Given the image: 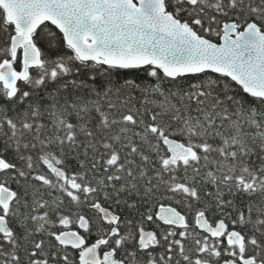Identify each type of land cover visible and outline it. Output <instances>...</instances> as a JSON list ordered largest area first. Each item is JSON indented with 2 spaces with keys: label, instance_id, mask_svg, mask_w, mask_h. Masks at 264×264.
Returning a JSON list of instances; mask_svg holds the SVG:
<instances>
[{
  "label": "snow or ice",
  "instance_id": "6c2138e0",
  "mask_svg": "<svg viewBox=\"0 0 264 264\" xmlns=\"http://www.w3.org/2000/svg\"><path fill=\"white\" fill-rule=\"evenodd\" d=\"M0 264H264V0H0Z\"/></svg>",
  "mask_w": 264,
  "mask_h": 264
},
{
  "label": "trees",
  "instance_id": "16d2710c",
  "mask_svg": "<svg viewBox=\"0 0 264 264\" xmlns=\"http://www.w3.org/2000/svg\"><path fill=\"white\" fill-rule=\"evenodd\" d=\"M48 27L49 28H52L55 31L54 26L50 25V23L48 24ZM57 34L59 35V33H57ZM132 74L133 75H136V73H132ZM140 75H143V73H140Z\"/></svg>",
  "mask_w": 264,
  "mask_h": 264
}]
</instances>
